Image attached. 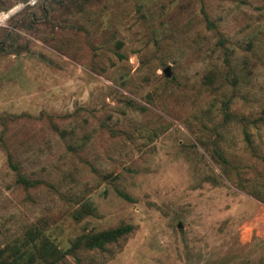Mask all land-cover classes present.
<instances>
[{
    "label": "rangeland",
    "instance_id": "obj_1",
    "mask_svg": "<svg viewBox=\"0 0 264 264\" xmlns=\"http://www.w3.org/2000/svg\"><path fill=\"white\" fill-rule=\"evenodd\" d=\"M3 15L0 264H264V0Z\"/></svg>",
    "mask_w": 264,
    "mask_h": 264
},
{
    "label": "trees",
    "instance_id": "obj_2",
    "mask_svg": "<svg viewBox=\"0 0 264 264\" xmlns=\"http://www.w3.org/2000/svg\"><path fill=\"white\" fill-rule=\"evenodd\" d=\"M133 230L134 227L132 225L124 224L114 230L102 232L92 237H87L86 240L78 239L76 242L80 244L83 241H85L86 242L85 244L89 248L97 247L100 249H104L106 245L118 242L119 239H121L125 235L130 234L131 232H133Z\"/></svg>",
    "mask_w": 264,
    "mask_h": 264
},
{
    "label": "bare ground",
    "instance_id": "obj_3",
    "mask_svg": "<svg viewBox=\"0 0 264 264\" xmlns=\"http://www.w3.org/2000/svg\"><path fill=\"white\" fill-rule=\"evenodd\" d=\"M4 16V15H3ZM7 16L2 17L0 20H5Z\"/></svg>",
    "mask_w": 264,
    "mask_h": 264
},
{
    "label": "water",
    "instance_id": "obj_4",
    "mask_svg": "<svg viewBox=\"0 0 264 264\" xmlns=\"http://www.w3.org/2000/svg\"><path fill=\"white\" fill-rule=\"evenodd\" d=\"M165 73H167V74H168V69H165Z\"/></svg>",
    "mask_w": 264,
    "mask_h": 264
}]
</instances>
